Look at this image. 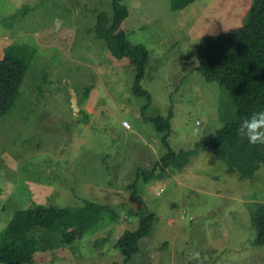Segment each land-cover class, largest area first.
Listing matches in <instances>:
<instances>
[{
    "label": "rangeland",
    "instance_id": "374dc122",
    "mask_svg": "<svg viewBox=\"0 0 264 264\" xmlns=\"http://www.w3.org/2000/svg\"><path fill=\"white\" fill-rule=\"evenodd\" d=\"M112 1L0 0V59L13 54L28 63L20 98L0 122V249L17 211L90 203L119 220L105 215L71 245L53 235L52 248L43 245L32 264H264L253 227L264 169L242 180L196 146L235 116L219 84L197 70L198 45L245 26L254 0H199L180 13L170 0H125L127 40L149 52L141 88L150 103L132 94L130 62L95 37L96 14L110 16ZM170 115L171 147L195 154L183 170L170 167L172 176L144 181L137 172L167 153L148 121ZM139 208L155 224L124 263L115 244L137 229ZM34 234L40 242L46 235Z\"/></svg>",
    "mask_w": 264,
    "mask_h": 264
},
{
    "label": "trees",
    "instance_id": "16d2710c",
    "mask_svg": "<svg viewBox=\"0 0 264 264\" xmlns=\"http://www.w3.org/2000/svg\"><path fill=\"white\" fill-rule=\"evenodd\" d=\"M124 1H112L110 16L106 13L96 14L95 37L106 44L113 58L130 62L135 70L132 94L150 103L149 95L141 88L149 52L143 45H131L127 40L128 12L123 5ZM197 1L170 0L171 10L174 13L183 12ZM197 70L206 82L219 84L235 108V116L223 129L205 138L201 146H196L209 150L229 167L236 169L242 180L253 179L257 171L264 169V146H252L246 140H240L236 129L241 117L264 110V0H254L245 26L200 41ZM27 71L28 63L23 58L7 54L0 59V122L19 100L20 87ZM171 116L168 119L155 118L148 121L162 135L161 144L167 153L151 171L137 172V176L144 181L167 173L170 167L183 170L189 163V157L195 154V150L176 152L171 147ZM136 200L135 197L131 199ZM105 215H110L114 222L119 220L109 207L90 203L78 209L38 207L17 211L5 230L0 263L32 264L35 255L44 250L43 245L52 248L53 235L60 236L62 245H71L82 240L99 225ZM134 216L138 218L137 229L124 231L115 244L124 263L140 252L139 244L151 236L156 220L154 214L145 208L137 209ZM253 227L256 232L254 244L263 247L264 205L253 213ZM37 230L46 233L41 242L34 234Z\"/></svg>",
    "mask_w": 264,
    "mask_h": 264
},
{
    "label": "clouds",
    "instance_id": "9594fccd",
    "mask_svg": "<svg viewBox=\"0 0 264 264\" xmlns=\"http://www.w3.org/2000/svg\"><path fill=\"white\" fill-rule=\"evenodd\" d=\"M236 135L249 145L264 146V110L241 117ZM193 259L199 260V252H193Z\"/></svg>",
    "mask_w": 264,
    "mask_h": 264
},
{
    "label": "crops",
    "instance_id": "0c3cea01",
    "mask_svg": "<svg viewBox=\"0 0 264 264\" xmlns=\"http://www.w3.org/2000/svg\"><path fill=\"white\" fill-rule=\"evenodd\" d=\"M131 66V65H130ZM135 72V71H134ZM141 116H143V113L141 114ZM143 154V153H142ZM145 155V154H144ZM146 156V155H145ZM144 158V157H143ZM167 172H168V170H167ZM168 174V177H170V176H172V174H171V172H168L167 173ZM158 177V176H157ZM168 177H166V178H168ZM159 178V177H158ZM157 178V179H158ZM141 200V199H140ZM143 203H145L143 200H141Z\"/></svg>",
    "mask_w": 264,
    "mask_h": 264
},
{
    "label": "built area",
    "instance_id": "2783aa9c",
    "mask_svg": "<svg viewBox=\"0 0 264 264\" xmlns=\"http://www.w3.org/2000/svg\"><path fill=\"white\" fill-rule=\"evenodd\" d=\"M124 126H125V127H128L126 123L124 124Z\"/></svg>",
    "mask_w": 264,
    "mask_h": 264
}]
</instances>
